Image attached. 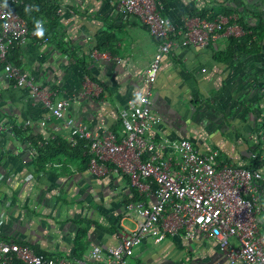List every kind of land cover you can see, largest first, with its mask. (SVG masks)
Instances as JSON below:
<instances>
[{"label": "crops", "instance_id": "crops-1", "mask_svg": "<svg viewBox=\"0 0 264 264\" xmlns=\"http://www.w3.org/2000/svg\"><path fill=\"white\" fill-rule=\"evenodd\" d=\"M62 2L68 15L44 27L52 30L47 44L29 41L10 58L42 89L76 98L68 114L91 132L119 131V112L141 92L140 72L158 42L144 25L119 10L118 0ZM224 7L252 11L264 19V0H165L162 15L180 24L191 15L210 18ZM97 37L110 59L93 65L88 51ZM259 46L264 56V43ZM229 47V38L220 35L205 47H181L163 59L151 97L153 110L163 118L158 134L187 138L201 151L218 149L225 160L264 173V151L255 141L264 128L259 124L264 119V114L259 117L260 110L264 112V57L259 53L228 60ZM95 85L101 87L98 95L81 97ZM46 112L40 99L27 88L15 87L0 66V236L73 263L92 245L114 246L120 221L133 228L131 220H121L132 190L114 173L92 176L81 157L60 155L38 171L31 144L13 130L66 139L67 128L54 130V121L43 128H24L27 120L37 122ZM260 202L264 227V184ZM126 264L230 263L215 240L198 235L191 241L168 238L155 246L147 239Z\"/></svg>", "mask_w": 264, "mask_h": 264}, {"label": "built area", "instance_id": "built-area-1", "mask_svg": "<svg viewBox=\"0 0 264 264\" xmlns=\"http://www.w3.org/2000/svg\"><path fill=\"white\" fill-rule=\"evenodd\" d=\"M164 2L118 0L119 10L144 25L158 43L153 58L140 72L141 92L128 99L119 112V131L91 132L85 123L68 114L77 103L76 98L57 97L55 90L42 89L33 75L10 60L12 53L29 41L47 44L48 37L36 35L38 31L43 33L45 18L30 24L11 7L21 4V0H0L2 71L15 87L30 90L47 111L37 122L27 120L24 128H43L49 121L55 122L54 130L63 125L71 147L82 143L92 176L103 178L114 173L123 177L128 188L139 196L124 205L121 220L129 219L134 226L129 229L120 221L114 246L92 245L70 263L0 236V264H126L135 248L147 239L155 246L168 238L191 241L198 235L215 240L230 264H264V227L259 220L264 173L225 160L217 149L201 151L187 138L159 135L163 118L153 110L151 101L165 57L181 47H205L220 35L243 37L245 30L239 23V14L219 13L212 19L191 15L177 24L162 15ZM68 10L62 0L58 1L51 19L67 16ZM88 52L93 65L110 59L96 46ZM100 91L101 87L95 85L92 90H83L81 97L98 95ZM248 135L251 138V131ZM255 141L264 151V128ZM30 154L35 156L32 147ZM2 220L0 212V224Z\"/></svg>", "mask_w": 264, "mask_h": 264}, {"label": "trees", "instance_id": "trees-1", "mask_svg": "<svg viewBox=\"0 0 264 264\" xmlns=\"http://www.w3.org/2000/svg\"><path fill=\"white\" fill-rule=\"evenodd\" d=\"M21 2H22L21 4H12L11 7L21 17L25 18L30 24H33L38 19H44V18L46 20L44 27H46L48 23L49 25H54L56 23V20L51 19V15L54 13V10L58 4V0H21ZM219 13L224 14V15L238 13L239 23L245 30V35L243 37L229 38L230 47L228 49V52H229L228 60L234 59V58L239 59V58L246 57L252 54L253 55L259 54L260 53L259 44L264 43V19L263 17L260 14L253 13L252 11L238 12L236 8H228V7H224L223 9L221 8V11L215 12L210 18H207L204 15H199V16L206 18V19H212L214 15L219 14ZM43 32H45L43 34H45V36L48 38H49V35H52V30H49V31L47 30V32L43 30ZM96 40L97 42L95 43V45L98 48V50L101 51L102 47L104 46L103 39L101 37H97ZM237 53L238 55H235ZM260 56L264 57L262 54ZM10 60L13 61L11 58ZM81 66L84 67L86 65L85 63H82ZM85 72H87V75H89L88 71L85 70ZM90 79H92L91 76H90ZM253 107L254 105H252V108ZM260 112L261 113L259 117L261 118L264 112H262L261 110ZM259 124L264 125V119L262 120V123H259ZM13 131L18 137L23 139L25 142H29L31 144V147L35 149L34 163L38 171H43L47 163L56 160V158L64 154L69 155L71 157H79V158L81 157L84 159L83 163L87 164L88 160L83 155L82 143L80 142L75 147H71L66 139H63L60 136H57L55 134H52L54 135V138L49 137V139L47 140V139H43V137H40V136H38L37 138V137H34L32 134L27 135L28 131L26 130L14 129ZM131 192H132L131 200H137L139 196L136 193V191L132 190ZM18 243L24 244L20 242ZM35 251L39 253H45V252H41L38 250H35ZM12 264H22V263L15 261Z\"/></svg>", "mask_w": 264, "mask_h": 264}, {"label": "clouds", "instance_id": "clouds-1", "mask_svg": "<svg viewBox=\"0 0 264 264\" xmlns=\"http://www.w3.org/2000/svg\"><path fill=\"white\" fill-rule=\"evenodd\" d=\"M36 35H38V36H42L43 33L38 31V32L36 33Z\"/></svg>", "mask_w": 264, "mask_h": 264}, {"label": "rangeland", "instance_id": "rangeland-1", "mask_svg": "<svg viewBox=\"0 0 264 264\" xmlns=\"http://www.w3.org/2000/svg\"><path fill=\"white\" fill-rule=\"evenodd\" d=\"M210 124H213V125H215L216 123H210ZM264 125H262V127H263ZM261 127V128H262ZM262 131H263V128H262ZM220 134V133H219ZM212 149H214V148H212ZM218 150V149H217ZM30 184H32V183H30Z\"/></svg>", "mask_w": 264, "mask_h": 264}]
</instances>
